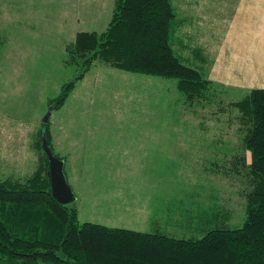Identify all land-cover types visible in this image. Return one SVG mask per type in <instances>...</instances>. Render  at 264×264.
<instances>
[{"label":"rangeland","instance_id":"1","mask_svg":"<svg viewBox=\"0 0 264 264\" xmlns=\"http://www.w3.org/2000/svg\"><path fill=\"white\" fill-rule=\"evenodd\" d=\"M226 1L172 0L180 19L173 49L181 57L199 49L207 64H188L207 79L205 69L225 49ZM113 5L0 0V180H22L34 170L36 137L46 125L80 222L200 237L206 229H192L184 219L177 226L178 207L211 212L217 205L220 218L208 227L240 226L250 156L242 141L246 124L231 103L249 88L217 86L191 102L174 78L99 60L76 79L84 64L70 58L66 46L79 31H102ZM74 78L64 103L50 104Z\"/></svg>","mask_w":264,"mask_h":264},{"label":"trees","instance_id":"2","mask_svg":"<svg viewBox=\"0 0 264 264\" xmlns=\"http://www.w3.org/2000/svg\"><path fill=\"white\" fill-rule=\"evenodd\" d=\"M179 24L172 0H114L102 31H79L66 46L69 57L84 64L75 78L99 60L127 71L174 78L185 100L206 99V93L223 85L188 64H207L199 49L190 57L175 53L171 38ZM75 78L62 85L50 104L64 103ZM231 105L246 124L242 141L250 156L240 226L208 227L210 219L220 218L217 205L211 212L209 207L199 211L178 207L177 226L184 225V219L192 229H206L200 237L80 222L73 201L62 204L51 194L41 144L44 133L50 146V133L43 125L36 137L34 170L22 180H0V264H264V88L250 89Z\"/></svg>","mask_w":264,"mask_h":264},{"label":"crops","instance_id":"3","mask_svg":"<svg viewBox=\"0 0 264 264\" xmlns=\"http://www.w3.org/2000/svg\"><path fill=\"white\" fill-rule=\"evenodd\" d=\"M221 6L231 10L225 49L206 68L208 77L228 87L264 88V0H227Z\"/></svg>","mask_w":264,"mask_h":264},{"label":"water","instance_id":"4","mask_svg":"<svg viewBox=\"0 0 264 264\" xmlns=\"http://www.w3.org/2000/svg\"><path fill=\"white\" fill-rule=\"evenodd\" d=\"M49 113V110L47 111ZM47 116V115H46ZM46 120V117L44 121ZM42 148L48 159V173L50 179V191L52 196L60 203L67 204L74 200L75 195L71 186L66 181L63 172V161L54 155L47 143L45 134H42Z\"/></svg>","mask_w":264,"mask_h":264}]
</instances>
